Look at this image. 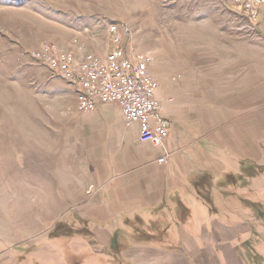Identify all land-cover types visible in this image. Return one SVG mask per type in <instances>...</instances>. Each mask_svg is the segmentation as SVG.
<instances>
[{
  "label": "crops",
  "instance_id": "0c3cea01",
  "mask_svg": "<svg viewBox=\"0 0 264 264\" xmlns=\"http://www.w3.org/2000/svg\"><path fill=\"white\" fill-rule=\"evenodd\" d=\"M86 4L75 1L62 15L68 26L60 24L84 52L73 43L59 46L75 58L85 53L104 58L113 22ZM144 55L152 58L148 74L168 124L167 164L157 162L162 148L139 142L138 125H127L118 106L96 103L81 112L75 88L45 65L75 101L66 126L72 160L63 169L70 174L69 225L74 219L83 222L98 244L95 254L107 250L129 264H227L234 255L241 260L235 244L254 251V244L264 243V171L253 177L251 168L253 163L264 167V85L259 94L249 71L233 83L220 72L206 75L198 61L159 69L150 53ZM260 67L264 70L263 61ZM252 179L262 186L254 189ZM58 195L66 205L65 194Z\"/></svg>",
  "mask_w": 264,
  "mask_h": 264
},
{
  "label": "rangeland",
  "instance_id": "374dc122",
  "mask_svg": "<svg viewBox=\"0 0 264 264\" xmlns=\"http://www.w3.org/2000/svg\"><path fill=\"white\" fill-rule=\"evenodd\" d=\"M75 1L0 0V264H68L71 255L87 250L77 234L70 241L48 238L69 223L70 174L63 169L72 160L66 126L75 101L65 83L29 57L45 43L73 57L76 53L59 44L73 43L84 52L75 36L60 27L68 26L62 15ZM81 1L118 27L123 47L134 54L150 53L159 69L198 61L206 75L220 72L233 83L249 71L247 78L261 94L264 36L233 0ZM251 168L253 177L264 171L254 163ZM252 182L254 189L262 186L259 180ZM60 191L66 205H61ZM241 245L235 244L241 260L229 256L227 264H264V243L254 244V251Z\"/></svg>",
  "mask_w": 264,
  "mask_h": 264
},
{
  "label": "built area",
  "instance_id": "2783aa9c",
  "mask_svg": "<svg viewBox=\"0 0 264 264\" xmlns=\"http://www.w3.org/2000/svg\"><path fill=\"white\" fill-rule=\"evenodd\" d=\"M246 19L257 25L264 21V0H233ZM109 50L104 58L85 53L75 61L72 54L59 51L51 43L29 54L34 61L45 64L52 74L62 78L76 90L78 109L91 111L96 103L114 104L121 110L127 125L137 124L139 142L162 148L159 164H167L171 154L165 148L168 124L154 98L156 82L148 74L152 61L149 55H128L122 35L115 24L108 26Z\"/></svg>",
  "mask_w": 264,
  "mask_h": 264
},
{
  "label": "trees",
  "instance_id": "16d2710c",
  "mask_svg": "<svg viewBox=\"0 0 264 264\" xmlns=\"http://www.w3.org/2000/svg\"><path fill=\"white\" fill-rule=\"evenodd\" d=\"M256 213L259 215L260 210L257 209ZM72 225H69V223L63 225L64 228L60 227L62 229L59 232H56L55 234H51L48 236L50 239H57V238H67L69 241L71 240L72 237H74L76 234L78 237V240L80 242H85L87 250H81L77 254L71 255L74 259L71 260V262H68V264H123L122 260L116 259L110 251H104L103 255H97L95 252H93V247L97 246L98 244L96 243L95 239L87 234L85 231V228L83 227L84 224L83 222H77L75 219L71 221ZM74 226H77L78 228H83V231H76L74 229ZM142 227V226H141ZM66 228L69 229L65 230ZM139 229V228H137ZM142 230V228H140ZM154 229V228H152ZM78 232V233H77ZM74 235V236H73ZM134 235H136L137 238L140 236L138 235L137 231L134 232ZM75 236V237H77ZM45 264V263H44Z\"/></svg>",
  "mask_w": 264,
  "mask_h": 264
}]
</instances>
